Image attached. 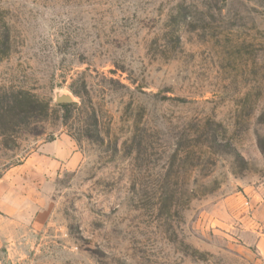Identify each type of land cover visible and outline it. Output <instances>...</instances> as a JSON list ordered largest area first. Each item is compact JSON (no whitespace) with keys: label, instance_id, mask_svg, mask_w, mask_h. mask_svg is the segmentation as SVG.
<instances>
[{"label":"rangeland","instance_id":"1","mask_svg":"<svg viewBox=\"0 0 264 264\" xmlns=\"http://www.w3.org/2000/svg\"><path fill=\"white\" fill-rule=\"evenodd\" d=\"M260 141L264 0H0V264H264Z\"/></svg>","mask_w":264,"mask_h":264},{"label":"crops","instance_id":"2","mask_svg":"<svg viewBox=\"0 0 264 264\" xmlns=\"http://www.w3.org/2000/svg\"><path fill=\"white\" fill-rule=\"evenodd\" d=\"M39 157L38 159L31 157L22 165L0 175V246L4 236L6 218H11L20 209V185L28 184L29 177L26 175L34 173L33 169L36 168L37 162L42 161L43 165L46 164L48 158L45 155H39Z\"/></svg>","mask_w":264,"mask_h":264},{"label":"trees","instance_id":"3","mask_svg":"<svg viewBox=\"0 0 264 264\" xmlns=\"http://www.w3.org/2000/svg\"><path fill=\"white\" fill-rule=\"evenodd\" d=\"M259 148H260V150L262 151V152H264V145H263V141L261 142H259Z\"/></svg>","mask_w":264,"mask_h":264}]
</instances>
